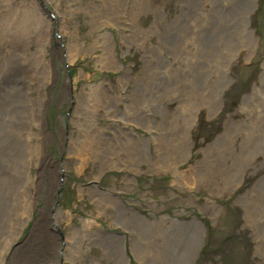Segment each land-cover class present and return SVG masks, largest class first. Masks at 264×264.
I'll return each mask as SVG.
<instances>
[{"label":"rangeland","instance_id":"374dc122","mask_svg":"<svg viewBox=\"0 0 264 264\" xmlns=\"http://www.w3.org/2000/svg\"><path fill=\"white\" fill-rule=\"evenodd\" d=\"M0 264H264V0H0Z\"/></svg>","mask_w":264,"mask_h":264},{"label":"bare ground","instance_id":"6f19581e","mask_svg":"<svg viewBox=\"0 0 264 264\" xmlns=\"http://www.w3.org/2000/svg\"><path fill=\"white\" fill-rule=\"evenodd\" d=\"M248 6H249V4H248ZM16 14V13H15ZM15 14H14V20H15V18H16V20L15 21H17L18 22V25L23 29V30H26V29H28L30 26H31V24L33 23V24H35V25H37V26H40V29H41V26L43 27V25H44V28H45V26H46V22L43 20V17L41 16V14L40 13H38L37 11H36V9H35V7H34V3L32 2V1H30V4H29V8H27V9H24V10H20L19 9V13H18V17H16L15 16ZM48 24V23H47ZM33 26V25H32ZM49 28V27H48ZM32 29V28H31ZM29 31V30H28ZM27 33V32H26ZM41 34H43L44 35V32H43V30L41 29ZM250 34H252L251 33V31H250ZM42 38H44V37H42ZM110 46V45H109ZM53 51V50H52ZM70 55H74V53L72 52V53H70ZM105 59H107V60H109L108 62H109V64H110V66H112L113 65V62H111V60H112V55H111V52L108 50V52H107V54H106V58ZM42 74V73H41ZM43 76V75H42ZM42 79V78H41ZM48 79V78H47ZM96 88H98V86H96ZM42 99V98H41ZM39 103V102H38ZM26 104V103H25ZM16 107V106H15ZM96 192H98V191H96ZM99 193V192H98ZM101 194V193H100ZM103 197L104 196H107L106 194H101ZM89 223H87V222H84V225H83V228L86 230L87 228H88V225ZM90 224H94V225H96V222L95 221H91V223ZM97 226V225H96ZM75 231L74 230H72V233H74Z\"/></svg>","mask_w":264,"mask_h":264}]
</instances>
